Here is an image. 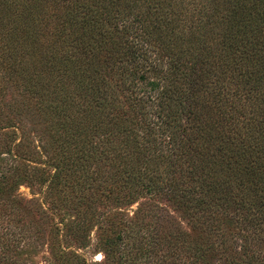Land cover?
I'll list each match as a JSON object with an SVG mask.
<instances>
[{"label":"trees","instance_id":"obj_1","mask_svg":"<svg viewBox=\"0 0 264 264\" xmlns=\"http://www.w3.org/2000/svg\"><path fill=\"white\" fill-rule=\"evenodd\" d=\"M92 220L106 264H264V0H0V264Z\"/></svg>","mask_w":264,"mask_h":264},{"label":"rangeland","instance_id":"obj_2","mask_svg":"<svg viewBox=\"0 0 264 264\" xmlns=\"http://www.w3.org/2000/svg\"><path fill=\"white\" fill-rule=\"evenodd\" d=\"M43 187V186H42ZM41 190L42 188H37L35 185L28 184L26 182H22L18 186V191L20 192L21 195L24 197H32L33 198H38L40 199L41 197ZM134 203L131 204L130 207H134ZM101 210V207H100ZM175 218L179 219V216L174 213ZM53 222L56 221L57 217L53 218ZM96 221L92 220L88 227H87V239L88 242L85 243L84 246L78 245L79 243L75 242L74 240H71L69 235H67L68 240L67 242H63V239L60 237V244L65 245V249L71 248L75 249V251H78L82 254L84 257V262L82 264H106L107 262H103V253L100 249H97L94 245L95 242V237H96ZM182 225H185V223L181 222ZM70 234V233H69ZM236 239L239 238V235L236 234ZM240 239V238H239ZM240 242V241H239ZM22 241H20V244ZM34 248L29 250V254H20V258L26 257L28 255L31 260L25 259V263H28L31 261V264H47L48 262L51 261L50 253L47 250L46 243L44 239L42 238H37L34 239ZM264 244V241L262 242ZM20 246V245H19ZM24 246V245H22ZM18 248V247H17ZM19 258V259H20Z\"/></svg>","mask_w":264,"mask_h":264}]
</instances>
